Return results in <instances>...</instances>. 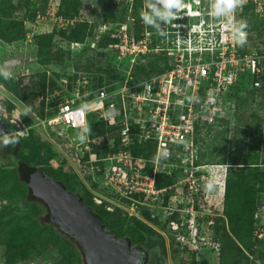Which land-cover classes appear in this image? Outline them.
<instances>
[{"label": "built area", "instance_id": "built-area-1", "mask_svg": "<svg viewBox=\"0 0 264 264\" xmlns=\"http://www.w3.org/2000/svg\"><path fill=\"white\" fill-rule=\"evenodd\" d=\"M132 1L128 0L129 13ZM151 1L163 11L157 0ZM251 2L243 0L228 16H215L211 12L202 14L193 9L191 1L183 0L180 10L171 9L178 18L164 22L162 31H158L165 36L162 44H154L144 21L139 22L143 26L140 33L131 18L122 23L105 21L99 31L116 42L104 51L114 56L113 69L121 77L106 78L94 73L73 76L65 93L57 88L47 92L43 98V119L34 120L35 125L44 126L57 136L77 131L79 141L74 144L80 152L77 161L83 162L91 170L90 175L102 179L120 199L132 201L135 208L143 207L162 222L177 212L178 216L167 223V228L179 235L182 244L193 249L208 241L202 235L206 224L200 220L213 217L196 210L195 196L200 190H208L214 171L221 168L198 163L196 130L216 128L221 120L235 117L239 110L236 90L244 82L246 87L250 86L262 71L260 56L241 51L233 35V25L240 24L238 15ZM147 5L146 12L150 9ZM55 13L60 28L76 23L75 18H56ZM192 20L197 22L191 26L182 23ZM248 28L242 29L246 38L251 33ZM32 37L26 32L25 40L17 43L29 44ZM150 54L166 58L167 62L161 65L165 70L136 77L138 58ZM16 70H11L9 77L28 74L21 68ZM96 123L115 130L105 137H92L90 129ZM26 135L27 130L22 129L14 137ZM104 142L109 146L108 152L103 148ZM135 144L153 145L152 156L134 158L130 148ZM158 174L172 178V183L157 188ZM253 220L258 227L255 237L264 241V206L253 214ZM45 263L40 258L28 264Z\"/></svg>", "mask_w": 264, "mask_h": 264}, {"label": "rangeland", "instance_id": "rangeland-1", "mask_svg": "<svg viewBox=\"0 0 264 264\" xmlns=\"http://www.w3.org/2000/svg\"><path fill=\"white\" fill-rule=\"evenodd\" d=\"M188 1H191L193 9H197L202 14L213 13L214 9L212 5L214 4V0H197L199 1L197 3L194 2L195 0ZM42 2L43 0H12L11 4L14 7V12L11 17L17 21L24 22L25 31L33 36L30 42L32 44L44 34L53 33L52 44H55L58 50L60 49V51L55 50V62L49 61L45 62L46 64L40 63V65L37 62H28V59L34 58L35 55L34 47L30 43L19 44L13 42L6 44L0 41V67L3 68L4 63L9 60L23 59L25 62L22 64V69L29 72L27 76L20 77L17 80L15 79V81H11L9 78L6 79L3 75H0V119L6 120L15 129L10 134L12 138H14L16 132L22 129L27 130V135L22 138L21 145L26 151L25 153L21 152V154H18L17 158L28 165H34L37 168L43 169L46 175L58 178L67 188L82 196L87 205L99 209L100 214L104 219L109 220L110 227L114 229L119 237L128 234L134 237L135 240L137 237L136 233L139 232L146 242L147 236L145 230L140 229L137 222L144 224L147 228H151L159 235H162L165 243L163 246L154 245L150 249L148 252V264H191L192 254L178 246V254L176 252L173 255V250L177 248L175 244L174 246L171 245L172 242L170 243L169 241V234L165 230H162V227L152 221L145 220L139 213V210L133 207L132 201L129 204L127 201H122L116 193L112 192L109 186H105L102 179L93 178L90 175L91 170L89 168L87 169V166H84L83 162L79 163L77 161L80 153L74 146L79 141L77 131L72 133L68 132L67 136L64 135L61 137L42 125L37 126L34 124L35 119L40 121L43 119L37 113L39 109L38 105L44 98L41 94V86H39L42 80L47 79L48 81L54 74H58L57 76L59 78L54 77V79L58 80V85L55 88L65 93L66 89L69 90L71 87L70 80H72L73 76L82 75V72H76L75 69L71 68L70 62L74 63L76 68L78 66L79 70L84 67L88 68V66L92 70L95 66H106V63L109 62L108 57L110 56L104 51L106 47H98L97 42L94 40L95 36L103 35L98 28L102 23L107 21L102 17V4L100 1L87 0V2L92 4V11L89 12L88 9L83 7L81 13L75 17L76 22H86L91 26L89 36L82 44H69L57 34L59 30L66 32L69 29V27L60 28L55 22L53 14L56 11L58 0H50L49 5L48 2L46 4L47 8H42L43 10L41 9ZM128 4V0H114L113 5L117 15L120 14L123 6ZM250 4L254 10L252 11L258 17H264V0H252ZM19 5L22 7L18 8ZM160 6L161 10H164L163 5L160 4ZM23 7H29L26 11V16L24 15L25 9ZM33 9L38 10V12L36 13V18L30 21L27 19V16H29V12ZM240 14L238 15L239 19L244 21ZM128 18L129 16L124 22L129 21ZM117 21H120L117 23L122 22L121 20ZM192 21H184L182 23L190 24L191 26L197 22L196 20ZM146 29H148V26ZM148 31L155 34L154 37L156 36L158 39L157 44L164 42L165 36L159 35L156 30ZM260 35L254 33L248 34L246 42L243 46L238 44V48L241 51L260 56L259 58L262 63L264 62V44L262 43L264 40L262 35L264 34ZM92 62L98 63L93 67L92 64L94 63ZM15 71L18 72L16 69ZM75 72L77 75H75ZM70 76H72L71 79ZM255 88L251 86L249 89L240 91L239 110L235 117L228 120L226 145L223 146L220 144L219 131L223 130L222 127L200 132L198 150L207 154L208 147H216L219 151L225 148V155L222 157L226 160V163L223 165L217 164L218 160H220V157H216L218 151L211 158L208 156L205 157V161H214L210 163L205 162L206 164L219 165L221 168L214 171L215 174L212 184L211 186L208 185L206 187L208 190L204 192L205 198L202 200L205 210L202 213L204 214L208 212L213 217L222 216L223 185L230 161L246 152L247 143L251 139L254 140L256 138V128L260 129L261 138L262 140L264 139V110L260 105L261 100L259 97L252 96L258 90ZM45 89H47L46 94L53 90L48 87H45ZM253 115L261 120L259 127H256L258 122L256 118H253ZM250 126H253L251 132H249ZM216 137L218 139L211 143ZM2 148L3 144L0 142V212L11 209L13 211L6 217H0V231L3 233V238L0 240V250L4 251L5 248L7 249L8 260L12 263H14L12 259L16 257L14 255H17V253H21L22 256L20 258L22 259L27 254L31 259L35 256L36 258L43 259L42 256L45 257L48 255L59 242L54 237L46 234V229L41 228V221L37 222V214L39 216L45 215L44 208L40 203L38 204V202L28 200L26 187L17 179L12 162L2 156ZM261 156L264 157V152L262 151ZM260 169L264 170V167L262 166ZM257 202L259 207L264 206V194L258 195ZM37 210H39L38 213ZM257 231L258 227H255L254 240L259 245V240L255 237ZM25 234L28 242L23 238ZM15 237H20L21 242H12ZM260 242H262V247H264V241ZM38 248L41 251L39 254H36ZM36 250L37 252L34 253ZM196 251L197 256L194 255L195 264H218V251L209 241L201 242ZM257 252L258 246L252 248L251 252L244 254L249 261H254L257 258ZM48 258L47 256L46 260ZM63 260L64 264H82V262H78L76 257H71L67 254ZM15 263L18 264L17 262Z\"/></svg>", "mask_w": 264, "mask_h": 264}, {"label": "trees", "instance_id": "trees-1", "mask_svg": "<svg viewBox=\"0 0 264 264\" xmlns=\"http://www.w3.org/2000/svg\"><path fill=\"white\" fill-rule=\"evenodd\" d=\"M50 0H43L41 9H45L46 4L48 2L49 5ZM101 2L102 6V17L105 20H109L113 23L120 22L117 20H121L124 22L127 17L131 18L133 20V24L135 28L137 29V32L140 33L142 31L143 26H140L139 22L143 21L141 17L142 12L144 11L145 4H153L151 0H133L132 1V11L129 13V4L124 5L120 14L117 15L115 12L114 7V0H98ZM12 0H0V41L11 44L15 43L17 41H21L25 38L26 31L24 28V22L23 21H17L13 19L12 13L14 12V7L11 4ZM251 4H248L243 7V10L241 12V17L244 19V21H241L239 19V16L237 18L239 23H244L246 25L245 28L249 27L251 33L258 34H264V17H258L255 12H253V8L251 7ZM22 6L19 5L18 8ZM17 8V9H18ZM25 9V16L26 11L29 7H23ZM47 8V7H46ZM42 9V10H43ZM83 10V6L80 2V0H58V5L56 8L55 17L56 18H62L63 20H73L76 16H78L81 11ZM253 10V11H252ZM38 10L33 9L31 12H29V16H27V19L30 21H33L36 18V13ZM148 13H151V8L147 10ZM129 13V14H128ZM128 14V15H127ZM121 22V23H122ZM164 20L160 18H154V23L147 25L145 24V28L153 31L156 30L159 34L160 31H162ZM156 25H158L160 28L159 30L156 29ZM159 31V32H158ZM91 32V26L86 22H76L72 26H69V29L65 31H58L59 37L66 40L69 44H82L85 42V40L88 38L89 33ZM250 33V34H251ZM53 33H47L43 36L39 37V40H37L35 43L32 44L35 50L34 57L36 58V61L39 65L40 63L46 64L45 62H55L56 60V51L58 50L55 47V44H52L53 39ZM155 34H151L152 39L154 40V44H157V37ZM160 35V34H159ZM263 39H264V35ZM94 40L97 42L98 47L104 48L108 47L109 45L116 42V40L111 39L108 35H102V36H95ZM264 44V40L262 42ZM60 51V49L58 50ZM104 56V55H103ZM53 58V59H52ZM109 62L106 63V66L100 67L95 66L98 62H92V66L94 69L91 70L90 66L84 67L82 69H78L75 67V64L70 62L71 68L75 69L76 72H82V74L86 73H94L100 77L105 76L106 78H116L118 75V72L113 69L114 62H116L114 56L108 57ZM111 60V61H110ZM114 61V62H113ZM137 62H140L138 66L134 68V75L136 77L144 78L148 77L151 74L156 73H162L165 68L162 67V63L167 62L165 57L158 56V55H145L138 58ZM261 75L259 78H254L250 86H245V82L242 85V87L238 90H236V93L239 94L238 98V104L240 105V91L249 89L251 86H254L255 83L259 82V87H256L258 90L256 94H253L254 97H259L261 100L260 105L262 106V100L264 99V62L261 63ZM65 70V69H64ZM75 72V75H77ZM58 74H54L52 78H49V80H42V82L39 84L41 86V94L43 97L46 95L47 89L45 87H48L50 89H54L57 84V79L59 78L57 76ZM43 77V76H42ZM76 77V76H75ZM121 76L118 75V78ZM11 81H15L11 79ZM247 84V83H246ZM255 87V86H254ZM255 88V89H256ZM237 94V95H238ZM43 100V99H42ZM39 109H38V115L40 117L44 116V106L45 102L44 100L39 103ZM52 114V110H49L48 116ZM253 118H256L258 124L256 127H259L261 124V120L253 115ZM4 120V119H3ZM7 128L14 132V128L6 121ZM227 125L228 121L221 120L220 123L216 126V128H221L223 130H220V144L223 146L226 145V132H227ZM215 127L208 126L207 129H212ZM250 131L253 129V126L249 127ZM256 138L253 140L251 139L247 143V150L245 153H242L238 158H233L230 163L229 167L227 169V173L225 175L224 179V192H223V211L222 216L219 217H209L206 216L203 221L206 225L205 228L202 231V235L206 238H208V241L210 240L211 243L217 246L218 252H217V259L218 264H264V247H262V242L258 241L260 244L255 242L254 240V231H255V222L253 220V214L258 210L259 205L257 202V197L260 194H264V170H261L260 168L264 167V157L261 156V151L264 152V139L261 138V131L259 128H256ZM115 128L107 127L104 123H96L93 125V128L90 129V133L92 137L95 136H104L106 134H112ZM196 141L199 142V135L200 131L199 129L196 130ZM14 139L18 140V143L15 144H9L8 146H3L2 148V156L4 158H8L14 166L16 177L17 179L26 187L27 190V198L29 201H33L28 193V184L30 183L31 179L37 174V172H41L44 176L52 178L60 183H62L65 188L71 192V189L67 188V186L60 181L58 178H55L50 175H46L45 171L41 168H37L34 165H28L21 159L17 158L18 154L25 153V149L22 148V141L23 139L19 140V138L14 137ZM218 137L213 139L211 141L214 142ZM117 142L115 143V145ZM103 148L106 152H108L109 146L107 143L103 144ZM225 148L222 150H218L216 147H208L207 148V154H204L198 150V163H210L214 162L211 160L205 161V157L208 156L211 158L216 153V157H220V160H218L217 164H225L226 160L222 156L225 155ZM115 151V148L112 149V152ZM130 152L134 158L143 157L145 159H148L153 154V145L145 144V145H133L130 148ZM215 157V158H216ZM238 161L240 162L238 164ZM205 163V164H206ZM172 183V178L163 176L162 174L157 175L156 180V187L157 188H163L167 187ZM205 190H200L196 196H195V203H196V210L199 213H202L204 210V205L202 203V200L204 197ZM78 194V193H76ZM79 195V194H78ZM134 198H137V196H134ZM140 198V197H138ZM82 201L84 204L91 209V211L95 214L97 218L101 221V223L104 225L105 229L109 232H111L115 237H119L114 229H112L109 225V220H106L103 218V216L100 214V210L97 208H92L91 206L87 205L84 201V198L81 196ZM122 201H127V203H131L130 200L122 199ZM35 202V201H33ZM133 203V202H132ZM39 204V203H38ZM139 210V213L141 216L147 220L152 221L153 223L157 224L158 226L162 227V230H165L169 234L170 243L172 242V246H176V248L179 246L184 251H187L188 253L192 254V261L191 264L194 263V257L197 256L195 252H191L188 248L182 247L180 242L178 241V237L176 233L171 232L167 228V223L170 220H175L178 216L177 212L172 213L173 215L169 216L165 222H162L160 220L159 216H152L151 213L147 212L143 207L136 206ZM21 208V207H19ZM13 209L11 210H4L0 212V217H6L12 213ZM39 210H37V213ZM208 215V212L206 213ZM38 215V221H41L42 226L41 228L46 229V234L49 236L54 237L58 240L59 243H57L53 247V250L43 257V259L48 256L49 258L46 260L45 264H64V260L66 254L69 256H74L77 258L78 262H82V258L76 249L75 245L68 240L64 235L60 234L53 226L48 225L45 221V215ZM209 222V223H208ZM138 227L140 229L145 230V234L147 236L146 242L144 241V237L137 232L136 238L134 240V237L131 235H126L123 237H127L131 241L132 248H141L145 252H149L150 249L154 247V245H164V238L162 235H159L156 233L153 229L147 228L142 223H138ZM144 225V226H143ZM151 237V238H150ZM3 238V233L0 231V240ZM25 238V241L28 242V238L25 234L23 236ZM150 238V239H149ZM209 241V242H210ZM1 242V241H0ZM14 243L21 242L20 237H15L12 241ZM61 243V244H60ZM1 244V243H0ZM63 244V245H62ZM258 246V252H257V258L256 260L249 261L245 254L246 252H251L252 248ZM38 247V246H37ZM65 249V250H64ZM6 250V251H5ZM4 251L0 250V262L1 264H11L8 260V254L7 249L5 248ZM38 250V252H37ZM34 253L39 254L41 251L40 248H38ZM34 251V250H33ZM177 252V253H176ZM179 250L178 248L176 250H173L174 253L178 254ZM66 253V254H65ZM195 255V256H194ZM16 256V257H15ZM21 253L17 255H14V259L12 261L17 262L18 264H28L29 262L40 259L33 257H28V254L25 256L28 258H20ZM35 258V259H34ZM48 262V263H47ZM12 263V264H14ZM16 264V263H15Z\"/></svg>", "mask_w": 264, "mask_h": 264}, {"label": "water", "instance_id": "water-1", "mask_svg": "<svg viewBox=\"0 0 264 264\" xmlns=\"http://www.w3.org/2000/svg\"><path fill=\"white\" fill-rule=\"evenodd\" d=\"M80 2L89 12L92 11L91 3L87 0ZM23 62V59L9 60L4 63V69L8 71ZM0 133H12L2 119ZM27 188L31 199L44 208L46 223L75 245L82 264H148L147 252L132 248L129 238H117L107 231L81 196L69 192L62 183L37 172Z\"/></svg>", "mask_w": 264, "mask_h": 264}, {"label": "clouds", "instance_id": "clouds-1", "mask_svg": "<svg viewBox=\"0 0 264 264\" xmlns=\"http://www.w3.org/2000/svg\"><path fill=\"white\" fill-rule=\"evenodd\" d=\"M157 3L162 4L164 10L160 11L159 9L156 8L155 4H148L147 7L151 8V13H148V12H142L141 13V17H142L145 24H147V25L153 24L154 18L163 19L164 22H169L171 19H176L178 17H176L175 13H173L171 11V9L175 8L176 10H180L184 6L183 0H157ZM242 3H243V0H214V4L212 5V7L214 9L213 15H215V16H228V14L231 13L237 5H241ZM229 22L231 23V17H229ZM245 27H246V25L244 23H240L238 26L233 25L234 38L236 39L237 43H239L241 46H243V44L246 42V35L242 31V29ZM159 28L160 27L158 25H156V29L159 30ZM23 40H25V38ZM23 40L17 41V42H22ZM17 42H15V43H17ZM30 45L32 46V44H30ZM33 61H36L35 57L28 59V62H33ZM22 64L20 66H17V67H12L8 71L6 69H4V67L3 68L0 67V75H3L6 79L9 78L10 80L11 79L17 80L18 78L23 77V76H18L17 78H12V77H9L10 72H11V70L20 69V68L22 69L23 68ZM18 67H20V68H18ZM27 73L29 74L28 71H27ZM28 74H26L24 76H27ZM81 139L83 140V136H81ZM0 142H2L3 146L6 147L9 144L18 143V140L12 138L9 134L0 133ZM177 237H178V241L180 242L179 235ZM210 243H211V241H210ZM180 244L182 247L188 248L191 252H195V253L197 252L196 251L197 248H195V249L189 248L188 246L182 244L181 242H180ZM211 244L214 245L213 243H211ZM214 246L217 249V246L216 245H214ZM217 251H218V249H217Z\"/></svg>", "mask_w": 264, "mask_h": 264}, {"label": "crops", "instance_id": "crops-1", "mask_svg": "<svg viewBox=\"0 0 264 264\" xmlns=\"http://www.w3.org/2000/svg\"><path fill=\"white\" fill-rule=\"evenodd\" d=\"M33 62H35V61H33Z\"/></svg>", "mask_w": 264, "mask_h": 264}]
</instances>
